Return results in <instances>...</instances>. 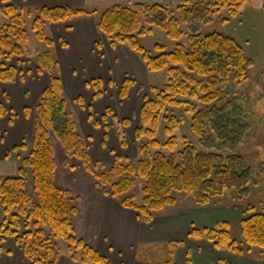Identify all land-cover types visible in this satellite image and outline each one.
Listing matches in <instances>:
<instances>
[{"label": "trees", "instance_id": "16d2710c", "mask_svg": "<svg viewBox=\"0 0 264 264\" xmlns=\"http://www.w3.org/2000/svg\"><path fill=\"white\" fill-rule=\"evenodd\" d=\"M247 2L182 0L173 11L160 4L113 6L100 15L97 30L112 49L127 46L140 56L149 72L167 71L168 74L165 86L154 87V97L146 98L141 108V125L135 133L139 160L134 163L116 156L112 168L104 173L94 171L89 150L73 115L68 112L64 83L55 73L59 63L51 52L55 42L45 31L47 23H66L98 13L73 7H43L34 14L29 11L27 15L34 16V35L47 47L38 54L37 64L41 72L50 76V82L35 108L30 145L13 147L7 157L21 159L23 153L28 152V155L16 175L0 176V244L14 238L31 264H58L62 256L58 241L68 245L66 252L74 262L115 264L76 236L78 197L56 184L58 165L52 136L67 157L80 160L104 195L123 208L137 212L143 224H151L157 214L174 207L175 195H186L198 206H209L214 200L235 193L238 202L246 203L251 187H257L260 178H264V162L254 166L239 151L251 133L249 117L255 118L257 124L261 121L263 129L264 118H259L257 113L256 118L254 111L244 113L241 103L228 101L224 92L230 80L238 84L247 81L248 69L254 64L234 39L218 33L203 34L201 28L211 24L213 17L224 9H228L231 17H236ZM174 12L179 17H175ZM5 13L10 21L8 25H0V62L5 61L0 68V84L16 79V69L8 64L13 58L24 57L30 42L24 11L8 5ZM143 21L151 29L145 30ZM182 25L188 27L187 34L182 31ZM153 27L178 43L175 50L167 52L158 44L154 47L157 55L153 56L138 42L137 37L152 34ZM186 35L189 48L181 43ZM61 44L67 46L65 42ZM102 84L101 80L92 83L95 100L103 95ZM134 86L135 81L125 79L120 97L128 98ZM190 100L206 108L200 110ZM181 107L193 116L191 129L204 152L185 141L181 152L167 157L160 149L175 151L178 145L175 134L183 121L174 115L165 118L162 115L170 108ZM25 113L29 115L30 110L26 109ZM107 113L112 114V111L109 109ZM6 114V108L0 104V116ZM163 119L167 124L164 133L169 138L164 146L157 139ZM124 124L130 125L128 121ZM94 126L98 128L99 123L95 122ZM27 169L32 173L33 192L28 188ZM140 181L144 183L142 204L131 196ZM234 227L231 222H220L210 229H194L190 237L208 241L217 250L238 256L252 257L254 250H260L264 264V213L258 212L254 205H244L240 221L243 241L235 237ZM175 245L174 250L179 243ZM2 251L0 248V254ZM186 264L194 263L188 257Z\"/></svg>", "mask_w": 264, "mask_h": 264}, {"label": "rangeland", "instance_id": "374dc122", "mask_svg": "<svg viewBox=\"0 0 264 264\" xmlns=\"http://www.w3.org/2000/svg\"><path fill=\"white\" fill-rule=\"evenodd\" d=\"M263 3L264 0H248L236 17H231L228 9H224L213 17L211 24L201 28L203 34L218 33L234 39L243 48L246 58L253 62V67L248 69V80L240 84L230 80L224 93L228 101L241 103L244 113L254 111L255 116L257 113L259 118L262 117L261 119L264 118ZM8 5L24 11L25 30L30 36V42L26 55L13 58L8 64L16 69V79L10 83L0 84V104L7 110L6 116H0V174L4 177L15 175L18 168L22 166V160L28 155V152L23 153L21 159L7 157L13 147L11 140H14L16 145H30L36 117L35 108L39 103L42 92L50 82V76L46 72H41L37 64L38 54L46 51L47 47L37 40L34 35L32 30L34 16L27 15L29 11L33 14L37 13L43 7H73L87 11H97L98 14L93 16L95 23L93 19L90 20L92 21V31L90 30L88 33V37L94 39V44H90L89 47L88 45L78 47V45L73 46L72 44L73 51L70 50L67 40L62 37L59 39L58 35L54 33L53 24H46V34L55 42L51 52L59 63V68L55 70V73L60 75L63 80L68 112L73 115L78 132L83 137L89 150L94 171L96 173L108 172L112 168L116 156L136 163L139 160V153L135 133L141 125V108L146 98L154 97V87L162 89L165 86L168 79L167 71L151 73L142 63L140 56L133 53L127 46H118L115 49L110 47L105 36L97 30L100 15L107 7L90 4L89 0H0L1 26L9 24L10 19L5 13ZM163 6L167 7L169 11H173V7ZM174 16L179 17L178 13L175 12ZM84 18L89 17L74 20ZM69 24L70 26L74 25L72 22ZM142 27L147 31L151 29L145 21H143ZM68 30V33H71L72 28L68 27ZM152 31V34L138 36L137 39L153 56L157 55L154 47L158 44L164 46L167 52L175 50L178 43L167 37L164 31L155 27L152 28ZM182 31L187 34L188 27L182 25ZM62 42L67 43V46L63 47ZM181 43L186 48L190 47L187 35L183 37ZM2 63H5V61L0 62V68ZM127 78L135 81V86L130 90L129 97L122 99L120 90L122 83ZM98 80L103 83L101 86L103 95L100 99L95 100L92 83ZM190 101L197 105L200 110L206 108L195 100ZM26 109L30 110L29 115H26ZM109 109L112 114L107 113ZM185 109L184 107L180 109L170 108L162 115L163 118L174 115L183 121L175 134L178 141L175 151L171 152L166 148L160 149L167 157L181 152L185 141L194 145L199 152H204L199 144V138L191 129L193 116L188 115ZM254 119L252 116L249 117V121L252 122L251 133L239 154L255 166L264 162V129L261 121L257 124ZM124 121H128L130 125H125ZM95 122L99 123L98 128L94 126ZM166 125L165 120H161L157 132V139L162 146L169 140L164 133ZM52 138L56 145V161L59 165V171L63 174L62 170H64V178L61 177V181L64 179L66 188L72 189L75 193L80 194L81 198H86L89 201L92 194L98 189L93 176L84 169L80 160L67 157L57 139L54 136ZM10 145L11 149L9 148V150L7 148ZM27 173L28 188L33 192L31 170L27 169ZM263 181L264 178L262 177L257 187H251L252 192L246 203L238 202L235 193L214 200L209 206H198L192 197L175 195L176 205L157 214L156 217H169L185 210H209L220 214L216 217L218 221L214 225L220 222L233 223L235 237L243 241L240 221L243 217L244 205H254L257 207L258 212L264 213ZM143 187L144 183L140 181L138 188L131 193L138 204H142L144 199ZM108 189L110 191V188ZM227 218L232 221L226 220ZM210 228H197L192 225L191 232L194 229ZM58 244L62 248V253L66 252L68 245L63 241H58ZM175 244L178 243H143L140 245L137 260L142 261L144 264H175L174 259L171 257V254L174 255L171 248L174 249Z\"/></svg>", "mask_w": 264, "mask_h": 264}, {"label": "crops", "instance_id": "0c3cea01", "mask_svg": "<svg viewBox=\"0 0 264 264\" xmlns=\"http://www.w3.org/2000/svg\"><path fill=\"white\" fill-rule=\"evenodd\" d=\"M89 1L90 4L104 6L108 9L113 6L131 7L151 4L176 7L182 0ZM92 19L93 17H89L53 24L52 28L59 39L62 37L67 40L70 50L73 51L72 44L73 46L78 45V47L87 45L89 47L90 44H94V39L88 37V33L90 30L92 31V21H90ZM93 21L95 23L94 19ZM71 22L74 24L73 26H70ZM68 27L72 28L71 33H68ZM11 141L13 147L17 146L14 140ZM11 145L7 149H11ZM62 173L59 171L58 165L57 186L71 191L78 197L79 214L74 225L77 237L115 264H144L137 260L140 245L143 243L172 244L175 242L179 243L175 250L170 246L174 253V255L171 254V257L175 264H186L188 257L194 264H262L260 250H254L252 257L238 256L227 251L217 250L210 242L189 237L192 225L197 228H210L218 221L216 217L220 215L219 213L209 210H185L169 217H155L154 223L143 225L135 211L123 208L117 201L104 195L99 189L92 194L89 201L86 198H81L80 194L65 187L64 179L63 182L61 181V177L64 178V170ZM0 176L3 175L0 174ZM226 220L232 221L228 218ZM0 248L3 250L0 254V264H31L14 238L6 239L0 244ZM58 264L80 263L74 262L67 252H63Z\"/></svg>", "mask_w": 264, "mask_h": 264}]
</instances>
